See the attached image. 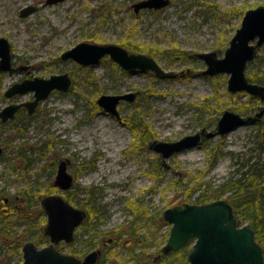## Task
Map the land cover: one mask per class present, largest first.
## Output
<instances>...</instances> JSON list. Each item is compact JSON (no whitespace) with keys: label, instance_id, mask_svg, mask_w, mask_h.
Wrapping results in <instances>:
<instances>
[{"label":"rangeland","instance_id":"374dc122","mask_svg":"<svg viewBox=\"0 0 264 264\" xmlns=\"http://www.w3.org/2000/svg\"><path fill=\"white\" fill-rule=\"evenodd\" d=\"M137 1L62 0L46 5L44 0H0V37L10 44L13 66L30 67L0 71V110L31 100L32 91L12 98L5 95L12 83L24 77L47 78L68 72L74 80L65 93L55 90L46 97L33 114L24 109L13 119H0L4 149L0 154V188L14 197L36 194V202L42 195L56 193L52 182L57 162L68 158V171L75 179L62 195L86 211L90 203L95 204L96 217L91 222L97 221L96 227L78 228L76 245L83 250L81 241L93 231L98 232V246L104 238L118 239V234L110 231L128 230L135 209L152 219L146 225L138 221L141 228L136 235L126 233L118 247L115 244V249L104 252L99 264H116L119 259L126 264H152L169 236L170 225L159 222L165 209L198 204L196 198L201 193L208 196L204 203L229 199V192L213 199L210 191L230 176L248 177L252 164L264 171V137L255 122L181 150L165 165L159 153L148 148L154 139L175 141L201 128L213 129L227 108L255 116L264 106V100L250 93L229 91V73L205 74V62L195 57L196 53L214 50L223 56L245 11L264 5V0H170L164 8L142 9L136 14L132 5ZM30 5L38 9L21 16L20 9ZM234 10L237 12L230 16ZM85 40L119 44L127 51L151 55L165 70L177 75L158 78L152 71L128 72L108 55L97 65L86 66L61 59L64 50ZM171 47L186 51L190 58L171 62L161 51ZM252 74L264 76V43L245 66V77L251 82ZM255 83L264 85L263 81ZM130 91H137L138 96L131 103L120 101V119L96 103L101 94ZM260 121L264 123V114ZM194 186L198 188L190 192ZM260 195L264 197V190ZM229 202L232 204L231 199ZM243 212L240 210L239 215ZM37 219V223L46 222ZM248 221L243 217V224ZM158 222L162 224L154 231ZM15 228L20 231V223ZM144 234L149 245L136 249V258L127 259L129 248L142 242L140 236ZM192 245L191 241L182 248L186 258ZM16 258L19 261L21 257Z\"/></svg>","mask_w":264,"mask_h":264},{"label":"water","instance_id":"95a60500","mask_svg":"<svg viewBox=\"0 0 264 264\" xmlns=\"http://www.w3.org/2000/svg\"><path fill=\"white\" fill-rule=\"evenodd\" d=\"M62 0H45L51 5ZM170 0H140L133 5L135 12L142 9H159L169 4ZM37 10V6L30 5L20 9L21 16H29ZM254 41V42H253ZM264 43V5L249 8L245 11L240 27L236 29L229 41L223 56L217 52L204 51L196 57L206 64L204 72L209 75L229 73L227 89L236 93L245 91L264 100V85H258L245 77L247 61L252 60L258 46ZM10 44L5 37H0V69H11ZM107 54L113 61L125 70L153 71L157 77H172L174 71H167L158 62L145 53L127 51L119 44L79 42L74 47L64 50L61 58L71 59L80 65H97ZM26 67V66H25ZM24 67V68H25ZM72 83L67 72L50 75L47 78L33 77L14 83L6 91V96L15 93L23 94L34 91V101L26 102L30 112L40 100L45 99L51 91L58 89L66 92ZM136 91L120 94H101L97 105L103 107L106 113L120 118L117 105L120 100L131 102L137 97ZM19 104L8 105L0 113L2 120L12 117ZM255 116H244L230 108L224 110L217 118L214 129L202 128L196 133L186 134L175 141L154 139L149 148L158 152L163 161L186 148L195 147L209 137L225 134L239 125L260 121L264 114V106H260ZM1 151V149H0ZM56 172V184L61 189H68L72 185V175L67 172V163L59 162ZM47 213L45 232L50 243L38 248L31 240L22 246L23 264H94L100 250H94L84 256L83 261L71 255L61 254L55 249L56 243L64 239L73 240L74 229L82 222L85 212L70 205L62 195L49 194L41 201ZM162 219L171 223L169 237L161 251L169 254L179 250L193 239V246L188 253V264H264L263 250L255 239V229L250 224L238 226L234 209L226 199H217L209 203H183L168 207L163 211Z\"/></svg>","mask_w":264,"mask_h":264},{"label":"trees","instance_id":"16d2710c","mask_svg":"<svg viewBox=\"0 0 264 264\" xmlns=\"http://www.w3.org/2000/svg\"><path fill=\"white\" fill-rule=\"evenodd\" d=\"M237 11L234 10L231 14H229L230 16L234 15ZM133 49H136L135 47H133ZM158 50V49H156ZM155 50V51H156ZM161 51L163 52V55L170 58L169 60L171 62H173L174 59L176 58H190L189 54H187L186 51L184 50H180L177 47H171V49H161ZM250 79L253 82H258V81H263L264 82V76L261 75H251ZM238 108V107H237ZM235 108V109H237ZM239 109V108H238ZM241 110V109H240ZM136 124L135 127H138V123H134ZM132 125V124H130ZM257 127L259 128V132L261 133V136L264 137V123H262L260 121V123L257 124ZM151 138H154L153 135L150 134ZM211 163H214V159L211 161ZM253 165V166H252ZM251 165V173L248 175V177L243 178V174L241 178H235L230 176L231 178L227 179L226 181H224L223 183H221L220 185H218L217 187L213 188L210 191V196L213 199H217L219 197H221L222 194L229 192L230 194L228 195V200L230 201V199L232 200V206L233 209H235V215H236V219L238 220V224H243V217H247L249 219L248 223L250 224V226L255 229V239L262 245L263 249H264V242H263V238H264V197L262 195H260V192L264 190V171H260L255 167V164ZM198 187L194 186L192 188H190V192L197 189ZM27 206H26V212L29 214V217L32 218V216H35L37 218L43 216V211L41 209V207H33L31 208V206H34V204L36 202H34V198L36 197V194L30 193L27 195ZM208 196H205L203 193L199 194V196L196 198V200L198 201L197 203H204L206 202V198ZM91 205L87 206L86 209L89 211L91 218H89L87 221H85L84 224H82L83 227L85 228H92V227H96L95 224L97 223H92V219L93 217H96L95 215V211L94 209V202L90 203ZM30 213H29V211ZM240 210H244L242 215H239ZM135 216H134V220L131 222V226L128 230L126 231H119V233H116L118 231H110V233L112 235L118 234V239H116L115 244H120L121 239L126 235V233L128 235L131 236H135L136 232H138V230H140V225L137 224L138 221H152V219L147 218V216L144 213H141L140 209H135ZM94 215V216H92ZM22 218V217H20ZM34 219H29L28 221L25 220V222L29 223V227H31V231H29L28 233L24 234V232L22 234H18L17 235V248L16 250L18 251V255L21 254V250H20V243L28 238L29 236L33 237L34 232H36L39 228H37V226H35L34 224ZM163 223L162 218H160V221ZM156 223V227L154 228L157 229L158 227H160V224L162 223ZM145 223V222H144ZM152 230L149 232L151 233ZM98 234V232L96 231L95 235L96 236ZM22 236H24L22 238ZM142 239V242L140 243H133L132 247L129 248L127 257L129 258H133V257H137V254L135 253V250L137 249V247H143V246H148L149 242H147V236L144 234L142 236H140ZM36 239L40 240L39 237H37ZM86 245L88 247V249H90L91 247V243H89L88 241H86ZM99 242V241H98ZM112 245V246H115ZM184 248V247H182ZM182 248H180V250L177 251H173L170 252V254L168 255H164L161 253V257L160 259L157 261V263L155 264H168L170 262H173L174 264H179V263H183L186 264L187 263V258L185 255H183V251ZM110 252V250H109ZM117 253V251H116ZM115 253V254H116ZM179 255V256H178ZM108 258V257H107ZM106 258V259H107ZM21 259V258H20ZM19 259V261H20ZM138 259V258H137ZM116 264H126L127 262L125 260H117L115 262Z\"/></svg>","mask_w":264,"mask_h":264},{"label":"flooded vegetation","instance_id":"af4514ba","mask_svg":"<svg viewBox=\"0 0 264 264\" xmlns=\"http://www.w3.org/2000/svg\"><path fill=\"white\" fill-rule=\"evenodd\" d=\"M44 2H45V0H44ZM46 3V2H45ZM44 3V4H45ZM59 3V2H58ZM135 4V3H134ZM133 4V5H134ZM47 5V4H46ZM133 5H132V8H133ZM134 9V8H133ZM140 10H142V8L140 9ZM139 10V11H140ZM144 10V9H143ZM139 11H137V12H135V9H134V12L137 14ZM85 41H87V40H85ZM85 41H81V42H85ZM87 42H89V41H87ZM79 43V42H78ZM77 44V43H76ZM72 48V47H71ZM70 49V48H69ZM61 55V54H60ZM10 58H11V69L10 70H3V69H0V71H6V72H11V70L12 71H14V70H19V71H22V70H27V69H29L30 67H28V66H26L25 67V65H22V66H19V67H17V68H15L13 65H14V57H13V55H12V52H11V50H10ZM62 59V58H61ZM63 60V59H62ZM74 62H76V61H74ZM77 63V62H76ZM77 64H79V63H77ZM25 67V68H24ZM68 73V72H67ZM68 75H69V73H68ZM70 76V75H69ZM33 77H37V76H33ZM33 77H31V78H27V77H24V78H22V81L24 80V79H33ZM71 77V76H70ZM41 78V77H40ZM71 80H72V83H73V77H71ZM22 81H20V82H22ZM20 82H14V83H20ZM14 83H12V85L14 84ZM72 83H71V85H72ZM12 85H10V87L12 86ZM10 87H8V88H10ZM7 88V89H8ZM7 89H6V91H7ZM55 90H57V91H60V90H58V89H55ZM55 90H53V91H51L50 92V94L51 93H53ZM30 91H32L33 92V95H32V98H31V100H27V101H23V103H13V104H19L20 106L15 110V112H14V114H13V116L12 117H9V118H7V119H5V120H9V119H13V118H15V116L19 113V112H21V111H24V109H26V110H28V107L26 106V104H24V103H26V102H32V101H34L33 99H34V91L33 90H29V91H26V92H30ZM26 92H24V93H26ZM60 92H63V91H60ZM137 92V91H136ZM63 93H65V92H63ZM49 94V95H50ZM5 95H6V92H5ZM16 95H23V94H20V93H15V94H13L12 96H10L11 98L13 97V96H16ZM48 95V96H49ZM47 96V97H48ZM137 96H138V92H137ZM6 97H9V96H6ZM46 98V97H45ZM43 100H45V99H43ZM43 100H40L38 103H37V105L34 107V111H32V112H30V110H28V113L29 114H33L34 112H35V109H36V107L37 106H39L40 105V103L43 101ZM13 104H9V105H13ZM8 106V105H7ZM6 107V106H5ZM4 108V107H3ZM2 108V109H3ZM1 111L2 110H0V113H1ZM0 119H1V121L3 122V121H5V120H2V117L0 116ZM150 143V142H149ZM149 143H148V148H149ZM0 149H1V151H0V154L4 151V149H3V146L0 144ZM151 149V148H150ZM159 157L161 158V156H160V154H159ZM167 159H169V158H166L165 159V161L167 160ZM62 160H64L66 163H67V172L68 173H70L71 175H72V182H71V186H70V188L73 186V181H74V175H73V173H71L70 171H68V169H69V164H70V162H69V159L68 158H62V159H59L58 160V162H57V165H56V171H55V177H54V180H53V182H52V184L54 185V188H55V190H56V193H49V194H58V195H62V193L63 192H66V191H69L70 190V188H68V189H61L60 187H58L56 184H54V182H55V180H56V172H57V170H58V166H59V162L60 161H62ZM161 160H162V158H161ZM163 161V160H162ZM165 161H163V163H164V165H165ZM167 166H169L168 164L165 166V167H167ZM7 194V195H6ZM5 194V192H3L2 191V189L0 188V264H18L19 263V261H17V256H18V251L16 250V248H17V240H16V238H17V228H15L16 227V225H18V223H20V226H21V228H19V229H21L20 231H19V234H22L23 232H24V234H26V233H28L29 231H31L30 230V228H29V223H27V222H25V220H29V219H34L33 221H34V224H35V226L37 225V228H39L36 232H34V235H33V237H31V236H29L28 238H26V239H24L21 243H20V249L22 250V246H23V244L24 243H26V242H29V240H31V241H33L34 243H35V245L38 247V248H41V247H43V246H46V245H48L49 243H50V238H49V236L47 235V233L45 232V226H46V224H47V220H48V217H47V213H46V211H45V208H44V206H42V203H41V201H42V199L44 198V197H46V196H49V194L48 195H42V196H40V197H38L37 198V200H35L36 201V203L34 204V206L35 207H41V209H42V211H43V216H41V217H39V218H44V219H46V222H39V223H37V217H35V216H32V218H30L29 217V214L26 212L27 210H26V206H27V198H25V197H21V196H15L14 197V195L13 196H11V195H9L8 193H6ZM6 195V196H5ZM62 197L64 198V196L62 195ZM36 198V197H35ZM65 199V198H64ZM66 200V199H65ZM67 201V200H66ZM68 202V201H67ZM69 203V202H68ZM70 204V203H69ZM70 205H72V204H70ZM34 206H31V208H33ZM74 206V205H73ZM75 207V206H74ZM75 208H77V207H75ZM80 209V208H79ZM82 210V209H81ZM84 210V212H85V217L83 218V220H82V222L74 229V232H73V240L71 241V242H66L64 239H62L61 241H59L58 243H56V244H54L55 246V249H57L58 250V252L59 253H63V254H67V255H71V256H74V257H76V258H79L80 260H82L83 261V259H84V256L86 255V254H88V253H90V252H92V251H94V250H100V253H99V256H98V259L96 260V262L94 263V264H99L100 262H101V260H102V255L104 254V252L105 253H107V251H111V250H113V249H115V247L116 246H112V245H114L115 244V241L112 239V237L108 240V241H106L105 240V238L101 241L102 243L100 244V246H98V237H96V236H94L95 235V233H96V231H93V233L92 234H88L87 236H86V238L85 239H83L82 241H81V243H82V246H84L83 248H84V250L83 249H80L79 247H77V245H76V241L78 240V230L79 229H82V228H84L83 226H82V224H84L85 223V221H87L89 218H91V215H90V213H89V211L87 210H85V209H83ZM29 211V210H28ZM29 213H30V211H29ZM92 216H94V215H92ZM20 217H22V218H20ZM93 219H94V217H93ZM93 219H92V221H93ZM142 221V223H146L147 221H143V220H141ZM141 221H139V222H141ZM144 223V224H145ZM22 224H23V227H22ZM146 225V224H145ZM142 227H144V226H142ZM146 227V226H145ZM79 228V229H78ZM140 228H141V225H140ZM87 229H89V230H92L93 229V227L92 228H87ZM24 236H22V238H23ZM37 237H39V239L40 240H38V239H36ZM85 240L86 241H88L89 243H91V248L90 249H88V247H87V245H86V242H85ZM118 245L119 244H117V247H118ZM107 249H109V250H107ZM138 249V251H140V247L139 248H137ZM160 251H161V248H160ZM20 255V257H21V264H23V258H22V256H23V250L21 251V254H19ZM160 257H161V252H159L158 254H157V256H155L153 259H152V264L153 263H157V261L160 259ZM133 258H136V257H133ZM133 258H129V257H127V259H133ZM136 260V259H135ZM139 261V260H138ZM136 263V262H135ZM138 264H142V262H137Z\"/></svg>","mask_w":264,"mask_h":264}]
</instances>
